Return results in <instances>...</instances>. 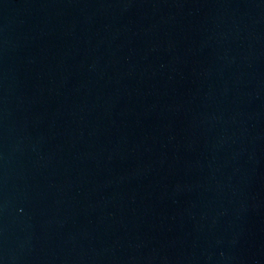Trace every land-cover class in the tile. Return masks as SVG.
Here are the masks:
<instances>
[{"label":"water","instance_id":"1","mask_svg":"<svg viewBox=\"0 0 264 264\" xmlns=\"http://www.w3.org/2000/svg\"><path fill=\"white\" fill-rule=\"evenodd\" d=\"M0 264H264V0H0Z\"/></svg>","mask_w":264,"mask_h":264}]
</instances>
